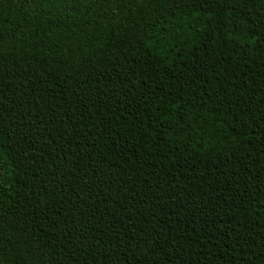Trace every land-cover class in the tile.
<instances>
[{"label":"trees","instance_id":"obj_1","mask_svg":"<svg viewBox=\"0 0 264 264\" xmlns=\"http://www.w3.org/2000/svg\"><path fill=\"white\" fill-rule=\"evenodd\" d=\"M0 264H264V0H0Z\"/></svg>","mask_w":264,"mask_h":264}]
</instances>
